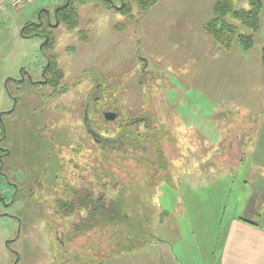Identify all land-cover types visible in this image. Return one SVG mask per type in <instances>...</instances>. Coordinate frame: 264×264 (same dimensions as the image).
Returning <instances> with one entry per match:
<instances>
[{
	"label": "rangeland",
	"instance_id": "374dc122",
	"mask_svg": "<svg viewBox=\"0 0 264 264\" xmlns=\"http://www.w3.org/2000/svg\"><path fill=\"white\" fill-rule=\"evenodd\" d=\"M63 2L34 0L31 9L0 13V264H171V244L182 264L195 255L199 263L198 251L201 264H210L222 216L242 202L236 192L254 127L264 125V0L248 50L236 39L222 50L206 33L209 0L198 14H187L184 0H157L144 13L133 2L129 15L98 0L75 3L80 23L72 31L53 16ZM40 9L51 14L49 53L62 72L56 86L37 82L45 38L20 33ZM106 111L115 119L105 120ZM138 117L144 122L131 125ZM129 130H137L134 137ZM257 138L264 139V128ZM157 150L165 171L149 164L159 162ZM167 173L170 181L156 182ZM121 187H130L127 197L141 196L139 214H147L162 242L148 237L142 248L125 252L107 229L72 237L87 217L75 192L110 200ZM70 200L77 207L64 216L57 203Z\"/></svg>",
	"mask_w": 264,
	"mask_h": 264
},
{
	"label": "trees",
	"instance_id": "16d2710c",
	"mask_svg": "<svg viewBox=\"0 0 264 264\" xmlns=\"http://www.w3.org/2000/svg\"><path fill=\"white\" fill-rule=\"evenodd\" d=\"M85 1L89 0H64L61 5L56 6L53 11L54 19L57 21L56 24L63 23L70 31L76 29L79 26L80 17L75 3H83ZM98 1L108 9H115L112 0ZM235 1L236 0H215L212 6V17L203 24V29L213 38L222 50H229L235 39L238 40L243 50H248L253 44V33L259 28V13L262 8L263 0H248L249 6L247 8L238 9L234 7ZM133 2H136L140 12L144 13L152 7L157 0H121L119 5L121 3L122 5L117 11L129 15L131 13V4ZM37 16V21H27L20 29V33L25 37L35 35L43 37V33L47 35L49 39L44 43L42 42L40 45V51L45 55L47 58L46 60H48V64L45 67V74L48 78L43 84L56 86L57 82L62 77V72L57 67L55 56L49 53V50H51L53 46V37L47 29L51 23V14L48 9H40ZM229 19L240 22L242 26L250 29L251 33H241L238 26L229 21ZM79 38L81 41L87 40L83 31L79 32ZM261 66L262 75L264 77V44L261 51ZM144 120L145 119L141 117L136 118V120L132 119L131 125H136L140 121L144 122ZM161 126L163 128V125ZM0 127L2 128L1 118ZM145 127L148 128V125L145 124ZM128 132L132 133V136L134 137V132H137V130L131 132L129 130ZM170 134L171 133L168 131L165 135L172 141L174 137ZM155 135L154 136L157 138V131ZM93 139L95 140L94 137ZM95 142L98 144L101 143L99 139L95 140ZM156 153H158L157 156L159 162L156 164H149L156 165L159 171H165L167 164L163 161L164 155L161 151L158 152V150ZM107 157V154L103 156L106 161L108 159ZM114 177L115 176L110 173V178L114 179ZM170 180L171 176L167 173L164 178H157L156 182L159 183L161 181ZM114 186L116 187L117 185L114 184ZM129 188L127 187L126 189V187H121L116 197L110 200H106L104 193H97V195L94 196L90 193L77 190L75 193L80 195L78 206L87 211V217L82 220L81 224H75L73 226V232L70 233L71 236L76 238L94 228H97V230L100 231L107 229L112 232H109V240H114L117 243V250L121 249L125 252H132L137 246L138 248H142L144 242H147L146 239L148 237L158 242H162L161 239L156 238L151 234L150 223L148 222V219L146 220L147 214L144 213L145 216H140L139 214L140 208L136 201L138 199V202H141V196L137 195L135 198V196L130 197L129 195L127 197V195H125ZM134 191L138 192V189H134ZM76 203H78L76 200H70L69 202H63L61 204L57 203V207L64 216H69L74 213V208L77 207L75 206ZM144 210L145 208H142V212ZM120 243L121 245H118Z\"/></svg>",
	"mask_w": 264,
	"mask_h": 264
},
{
	"label": "crops",
	"instance_id": "0c3cea01",
	"mask_svg": "<svg viewBox=\"0 0 264 264\" xmlns=\"http://www.w3.org/2000/svg\"><path fill=\"white\" fill-rule=\"evenodd\" d=\"M203 1L206 2V0H190V2L184 0L182 7H180L185 9L188 12L187 14H198ZM214 2L215 0H209V7L207 2L204 7L209 8L211 11ZM25 6L30 9L34 7V5H29L28 0H0V13L13 8L20 10ZM255 128L246 155V177L241 181L243 187L236 192L237 195L241 196L240 200L242 202L235 213L226 216V218L222 216L220 222L222 230L217 235V244L220 246L219 251L215 257L210 258V264H264V139L257 138V132L261 131L264 125H258V127L256 125ZM221 159L222 163L227 162V158ZM237 163L245 167L243 158H240ZM222 175L225 176L227 173ZM228 191L224 194H228ZM172 246L171 244V264H182L178 257L172 254ZM197 250H199L198 245ZM195 256L194 259L185 257L187 258L185 263L197 264ZM197 256L201 264V252L198 251Z\"/></svg>",
	"mask_w": 264,
	"mask_h": 264
},
{
	"label": "water",
	"instance_id": "95a60500",
	"mask_svg": "<svg viewBox=\"0 0 264 264\" xmlns=\"http://www.w3.org/2000/svg\"><path fill=\"white\" fill-rule=\"evenodd\" d=\"M121 5H122V3L120 5H113V7L116 10H118L121 7ZM56 23H57V21H56ZM47 39H48V37L45 36V39H44L43 43L45 41H47ZM103 116H104L105 120L112 121V120L115 119L116 113L112 112V111H106V112L103 113ZM87 130H88L87 132H89L95 138V140H98V135L92 129H87Z\"/></svg>",
	"mask_w": 264,
	"mask_h": 264
},
{
	"label": "flooded vegetation",
	"instance_id": "af4514ba",
	"mask_svg": "<svg viewBox=\"0 0 264 264\" xmlns=\"http://www.w3.org/2000/svg\"><path fill=\"white\" fill-rule=\"evenodd\" d=\"M42 36H43V38H45V36H47L46 34H42ZM47 59V58H46ZM48 64V60H46V63H45V65L42 67V70H41V72H40V75L42 76V79L41 80H39V81H37L40 85H44V86H46V84H43L45 81H47V76H46V74H45V67H46V65ZM36 82V83H37ZM48 86V85H47Z\"/></svg>",
	"mask_w": 264,
	"mask_h": 264
},
{
	"label": "built area",
	"instance_id": "2783aa9c",
	"mask_svg": "<svg viewBox=\"0 0 264 264\" xmlns=\"http://www.w3.org/2000/svg\"><path fill=\"white\" fill-rule=\"evenodd\" d=\"M29 2H33L34 0H28Z\"/></svg>",
	"mask_w": 264,
	"mask_h": 264
},
{
	"label": "bare ground",
	"instance_id": "6f19581e",
	"mask_svg": "<svg viewBox=\"0 0 264 264\" xmlns=\"http://www.w3.org/2000/svg\"><path fill=\"white\" fill-rule=\"evenodd\" d=\"M49 39V38H48Z\"/></svg>",
	"mask_w": 264,
	"mask_h": 264
}]
</instances>
